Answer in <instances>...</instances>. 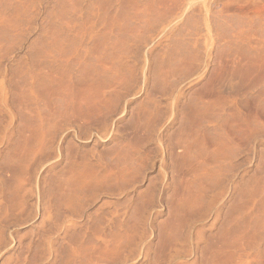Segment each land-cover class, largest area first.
Returning <instances> with one entry per match:
<instances>
[{
    "label": "rangeland",
    "instance_id": "rangeland-1",
    "mask_svg": "<svg viewBox=\"0 0 264 264\" xmlns=\"http://www.w3.org/2000/svg\"><path fill=\"white\" fill-rule=\"evenodd\" d=\"M0 264H264V0H0Z\"/></svg>",
    "mask_w": 264,
    "mask_h": 264
}]
</instances>
